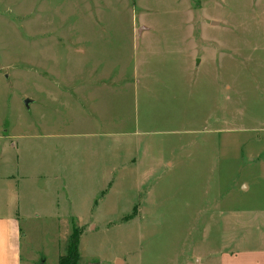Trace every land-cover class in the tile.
I'll return each instance as SVG.
<instances>
[{
	"label": "rangeland",
	"instance_id": "1",
	"mask_svg": "<svg viewBox=\"0 0 264 264\" xmlns=\"http://www.w3.org/2000/svg\"><path fill=\"white\" fill-rule=\"evenodd\" d=\"M48 122L113 160L112 219L86 228L80 264L225 247L264 264V0H0V126ZM42 221L24 257L58 264L69 244Z\"/></svg>",
	"mask_w": 264,
	"mask_h": 264
},
{
	"label": "crops",
	"instance_id": "2",
	"mask_svg": "<svg viewBox=\"0 0 264 264\" xmlns=\"http://www.w3.org/2000/svg\"><path fill=\"white\" fill-rule=\"evenodd\" d=\"M33 102L36 103L35 100ZM59 129L60 126L57 129L54 124L50 126V122L41 123L27 135L10 133L9 129L0 126V264H23L24 259L39 264L33 255L30 257V253L33 254L31 249L24 257L31 241L27 227L32 220H43L51 225L50 234L59 244L61 240L70 244L73 227H79L82 230L79 244L81 261L86 228H97L94 224L97 216L109 218L106 221L112 219L111 209L109 216L107 213L103 215L108 211V205L102 206L113 188L112 172L115 169L112 157L105 159L109 166L102 169L100 156L87 161L79 154L78 146L71 147L82 138V134L60 133ZM100 172L106 175L104 184L110 185L104 190ZM68 248H60L58 257L66 256ZM256 253L225 247L211 258L213 264H260ZM44 262L45 259L40 264ZM114 262L125 264L121 257H116Z\"/></svg>",
	"mask_w": 264,
	"mask_h": 264
},
{
	"label": "trees",
	"instance_id": "3",
	"mask_svg": "<svg viewBox=\"0 0 264 264\" xmlns=\"http://www.w3.org/2000/svg\"><path fill=\"white\" fill-rule=\"evenodd\" d=\"M81 238V229L79 227H73V233L71 235L68 253L66 256H62L59 259V264H79L80 252L79 244Z\"/></svg>",
	"mask_w": 264,
	"mask_h": 264
},
{
	"label": "water",
	"instance_id": "4",
	"mask_svg": "<svg viewBox=\"0 0 264 264\" xmlns=\"http://www.w3.org/2000/svg\"><path fill=\"white\" fill-rule=\"evenodd\" d=\"M29 100H26V102H25V104H26V106H29Z\"/></svg>",
	"mask_w": 264,
	"mask_h": 264
}]
</instances>
